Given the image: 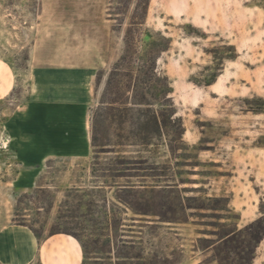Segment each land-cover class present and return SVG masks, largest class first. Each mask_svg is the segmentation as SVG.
<instances>
[{
	"label": "rangeland",
	"instance_id": "1",
	"mask_svg": "<svg viewBox=\"0 0 264 264\" xmlns=\"http://www.w3.org/2000/svg\"><path fill=\"white\" fill-rule=\"evenodd\" d=\"M248 18L260 28L234 27ZM128 29L140 58L170 43L153 81L168 80L183 142L96 154ZM263 215L264 0H0V225L29 226L44 263L64 264L68 240L80 264H264V238L235 236L245 259L212 246Z\"/></svg>",
	"mask_w": 264,
	"mask_h": 264
},
{
	"label": "trees",
	"instance_id": "2",
	"mask_svg": "<svg viewBox=\"0 0 264 264\" xmlns=\"http://www.w3.org/2000/svg\"><path fill=\"white\" fill-rule=\"evenodd\" d=\"M227 5L225 11H231L230 13L234 17V11L231 10L234 8L230 7L229 2ZM195 10L196 7L192 5L187 12L191 21L207 30L209 28V25L206 24L207 17L202 15L206 19L204 21L206 23H203L201 18L193 16ZM142 14L145 17L147 7L143 9ZM260 25L261 23L253 18H248L240 23H236L234 20V27L237 28L258 30ZM130 32L131 30L128 29L123 55L111 69L102 98L93 111L92 148L96 154L99 153L98 149L102 153L123 154L128 151L118 149L126 147L141 148L146 152L151 146H156V140L173 137V135L183 142L185 127L183 120L177 117V109L170 98L172 90L168 80L153 81V77L157 76V58L163 51L168 50L170 43L166 40V46L162 49L158 48L156 42L152 43L144 57L140 58ZM135 67L141 70L145 79L133 80ZM122 69L125 71L126 81L115 79ZM141 85H145L147 90L143 91ZM113 129L116 131L114 133L117 139L115 142L112 140ZM132 159L134 161L135 158ZM141 161L143 164H149L148 158H142ZM238 234H247L254 244H259L264 238V215L241 230L235 228L212 246L215 247L217 244L223 243L228 248L235 249L239 258L245 259L239 253V251L245 253V250L240 246L244 242L240 240V244L234 246V243L238 242L235 239Z\"/></svg>",
	"mask_w": 264,
	"mask_h": 264
},
{
	"label": "crops",
	"instance_id": "3",
	"mask_svg": "<svg viewBox=\"0 0 264 264\" xmlns=\"http://www.w3.org/2000/svg\"><path fill=\"white\" fill-rule=\"evenodd\" d=\"M84 71L86 70L81 72L84 73ZM61 247L66 250L68 257L63 259L64 264L81 263L78 242L66 240ZM42 253L43 245L29 226L0 225V264H34L38 260L44 263Z\"/></svg>",
	"mask_w": 264,
	"mask_h": 264
}]
</instances>
